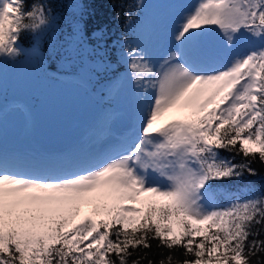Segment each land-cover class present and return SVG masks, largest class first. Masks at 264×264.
Here are the masks:
<instances>
[{
    "label": "snow or ice",
    "instance_id": "6c2138e0",
    "mask_svg": "<svg viewBox=\"0 0 264 264\" xmlns=\"http://www.w3.org/2000/svg\"><path fill=\"white\" fill-rule=\"evenodd\" d=\"M53 20L46 0H0V58ZM162 39L158 65L128 46L136 126L114 155L21 171L0 153V264H264V195L212 203L264 165V0H196Z\"/></svg>",
    "mask_w": 264,
    "mask_h": 264
},
{
    "label": "rangeland",
    "instance_id": "374dc122",
    "mask_svg": "<svg viewBox=\"0 0 264 264\" xmlns=\"http://www.w3.org/2000/svg\"><path fill=\"white\" fill-rule=\"evenodd\" d=\"M195 3L196 0H139L141 13L135 37L127 46L141 45L158 65L165 55L162 37L178 15ZM82 39L79 31L73 41L76 54L82 49ZM218 41V35L209 38L210 43ZM22 48L16 58H0L1 151L24 150L32 160V156L39 158L42 151L56 156L65 155L70 148L72 159H86L105 149L109 150L107 155H114L123 140L131 142L136 126L133 107L137 88L127 68L99 91L96 83L108 80L104 72L113 67L104 60L93 62V73L84 67L74 75L51 69L40 49ZM124 63L127 64L126 56ZM98 70L101 72L97 74ZM21 94L24 96L19 97ZM123 132L128 134L117 143ZM96 144L104 146L103 150L96 149ZM214 200L219 207L230 202Z\"/></svg>",
    "mask_w": 264,
    "mask_h": 264
},
{
    "label": "trees",
    "instance_id": "16d2710c",
    "mask_svg": "<svg viewBox=\"0 0 264 264\" xmlns=\"http://www.w3.org/2000/svg\"><path fill=\"white\" fill-rule=\"evenodd\" d=\"M46 2L50 4L54 16L51 27L40 35L23 34L21 45L28 49L33 47L41 49L50 68L75 75H79L84 67L91 69L93 73L95 70L93 62L104 60L113 67L104 72L108 80L96 83V89L99 91L106 89L109 81H115L124 74L127 68V64L124 63L127 44L135 37V26L141 13L139 0H46ZM27 3L30 6L33 0H27ZM128 14L132 16V20L128 19ZM79 31L83 36L82 49L76 54L73 41ZM99 72L101 71L98 70L97 74ZM22 96L24 95H19ZM2 109L0 104V110ZM35 126L38 127L37 121ZM221 154L231 155L227 152ZM241 159L243 157L237 156L235 162H240ZM252 167L257 169L259 175L245 174L239 180L214 182L215 199L219 203H227L236 198L246 199L253 195H264V165H261L257 158V163ZM249 182L255 185L257 192L246 190L245 186ZM156 251L158 250L154 247L152 252ZM164 251L167 255V250ZM174 255L183 260V249L176 250ZM148 258L159 261L161 257L149 255Z\"/></svg>",
    "mask_w": 264,
    "mask_h": 264
},
{
    "label": "bare ground",
    "instance_id": "6f19581e",
    "mask_svg": "<svg viewBox=\"0 0 264 264\" xmlns=\"http://www.w3.org/2000/svg\"><path fill=\"white\" fill-rule=\"evenodd\" d=\"M104 124L106 125V122H104ZM126 134H128V133L127 132L120 133L119 136L122 135V137H120L118 140H116V142L118 143L120 140L122 141L123 138H125ZM131 139H132V137H131ZM127 143H128V141L126 142L123 140L122 144H127ZM99 147H101L102 150L104 148V146H102V145H99V144L95 145L96 149H98ZM75 149H77V148H75ZM67 151L68 152L65 155L58 154L56 156H53L51 154L49 155V154H47V152L42 151L39 154V158L37 156H32L33 157L32 160L29 159V155L31 156V154L27 153L24 150H19V149H15L13 151H1L0 150V153H3L10 161L19 162V164L22 165V167L19 168L18 170L28 171V170H30L29 166H40V165L48 164V163L53 162V161H63L66 159H72V156L74 155V153H72L73 151H71L70 148H68ZM100 152L101 151H95L92 154L93 155L92 157L99 155ZM108 153H109V150H107V149L102 151V154L107 155ZM92 157H90V158H92ZM81 159H84V158H81ZM86 159H89V158H86ZM212 203L217 206V203L215 202V200H213Z\"/></svg>",
    "mask_w": 264,
    "mask_h": 264
}]
</instances>
